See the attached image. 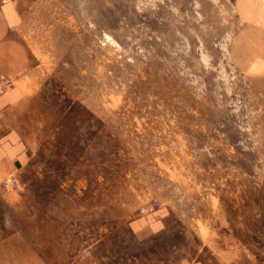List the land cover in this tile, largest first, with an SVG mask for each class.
<instances>
[{"label": "rangeland", "instance_id": "1", "mask_svg": "<svg viewBox=\"0 0 264 264\" xmlns=\"http://www.w3.org/2000/svg\"><path fill=\"white\" fill-rule=\"evenodd\" d=\"M0 4L29 59L0 264H264V48L234 0Z\"/></svg>", "mask_w": 264, "mask_h": 264}, {"label": "crops", "instance_id": "2", "mask_svg": "<svg viewBox=\"0 0 264 264\" xmlns=\"http://www.w3.org/2000/svg\"><path fill=\"white\" fill-rule=\"evenodd\" d=\"M239 19L248 32L257 33L256 38H245L264 48V0H234ZM257 44V47L259 46ZM264 54H260L262 61ZM260 61V62H261ZM29 64L28 54L17 39L11 23V15L0 4V114L23 101L20 83ZM254 64V63H253ZM3 78H9L13 85L4 89ZM23 158V145L15 131H8L0 137V184L7 177H16Z\"/></svg>", "mask_w": 264, "mask_h": 264}, {"label": "built area", "instance_id": "3", "mask_svg": "<svg viewBox=\"0 0 264 264\" xmlns=\"http://www.w3.org/2000/svg\"><path fill=\"white\" fill-rule=\"evenodd\" d=\"M2 83L4 86H11L13 85L12 84V81L9 79V78H3L2 79ZM17 185V181L16 180H10V179H4L2 182H1V187L2 189H6V190H9V189H13L14 187H16ZM154 205H151V206H148L146 208H143L142 211L148 213V212H152L153 211V207Z\"/></svg>", "mask_w": 264, "mask_h": 264}]
</instances>
